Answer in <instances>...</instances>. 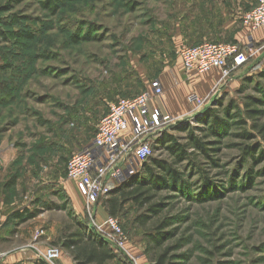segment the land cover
Segmentation results:
<instances>
[{"label": "rangeland", "instance_id": "374dc122", "mask_svg": "<svg viewBox=\"0 0 264 264\" xmlns=\"http://www.w3.org/2000/svg\"><path fill=\"white\" fill-rule=\"evenodd\" d=\"M40 1L0 0V264H15L17 254L33 259L31 246L63 252L64 228L94 230L86 199L71 194L69 159L91 143L112 103L149 91L158 76L181 68L177 60L184 22L177 0H55L57 15L44 10ZM236 20L232 30L218 31L210 41L237 42L248 53L252 45L248 63L228 85L193 91L203 101L200 108L190 102L189 92L184 110L167 106L166 111L179 120L167 132L182 143L189 132L180 129L190 128L201 137L208 126L198 121L212 111L227 122V131L210 139L209 148L215 150L194 152L192 163L174 165L154 142L152 157L172 164L183 185L157 190L152 204L161 205L160 213L128 203L118 216L138 264H154L151 258L160 253L167 254V264H264V134L254 129L264 126V106L251 107L263 109L254 120L246 114L247 103L264 100V49L258 54L260 46L247 37L256 30ZM26 32L33 40L22 36ZM182 69L180 75L192 76ZM231 104L238 114L226 112ZM238 119L246 126L229 127ZM244 131L250 139L241 137ZM246 146L258 147L257 160H243ZM145 175L141 167L122 184L132 185ZM14 178L16 185L8 187ZM25 202L40 212L42 226L34 228L24 252L18 248L23 241L18 228L32 227L35 221L17 223L13 214ZM99 205L102 224L109 214H104V202ZM142 216L149 218L146 226L137 221ZM167 219L173 224L164 229V243L155 250L149 243L157 224ZM43 225L50 227L52 237Z\"/></svg>", "mask_w": 264, "mask_h": 264}, {"label": "built area", "instance_id": "2783aa9c", "mask_svg": "<svg viewBox=\"0 0 264 264\" xmlns=\"http://www.w3.org/2000/svg\"><path fill=\"white\" fill-rule=\"evenodd\" d=\"M256 7L244 14L242 21L253 30L264 29V0H256ZM240 43L206 42L183 47L178 55L184 69L191 74L221 72L220 86L229 84L236 70L244 67L252 57ZM256 52H254L255 54ZM165 89L159 80L149 91L112 103L108 113L97 124L93 140L74 153L66 166L67 177L86 199V211L97 234L101 235L115 252L123 253L133 264H138L128 248V237L119 218L109 216L104 223L97 219L96 207L108 199L127 179L140 172L152 155L153 144L164 132L179 123L167 111ZM195 109L202 99L189 97ZM28 201V200H27ZM36 260L57 264L61 249L48 247L41 250L31 246Z\"/></svg>", "mask_w": 264, "mask_h": 264}, {"label": "trees", "instance_id": "16d2710c", "mask_svg": "<svg viewBox=\"0 0 264 264\" xmlns=\"http://www.w3.org/2000/svg\"><path fill=\"white\" fill-rule=\"evenodd\" d=\"M40 3L42 8L46 11H49L51 15H57L60 10V6L55 0H42L40 1ZM15 22L18 21L16 20ZM24 35L29 40H33L31 32L22 34V36ZM18 36H20V34H18ZM81 39L85 40L87 38L84 37ZM257 104L264 106V100H256L253 103L246 104V114L251 120H254L263 113V109L251 108ZM234 111L236 114L239 113V109L234 104H231L226 109V112L229 115H231L230 113ZM217 116V113L215 111H212L208 113V116L204 117L205 120L198 121L199 123H203L204 125L208 126V128H206V130L204 131V135H202L201 137L195 135L194 131L190 130V128H181V132H189L187 137L184 139L185 142L182 143L181 139H179L177 136H174L168 132H164L160 137L157 138L155 144L160 145L162 149L170 156V158L174 160V165H178L183 162L192 163V156H194V152L200 151L207 154V152L216 149L209 148L212 143L210 139L212 137L221 136L222 129L226 130L228 125L223 118L221 119ZM240 117L241 116H239V118ZM230 126H239L241 128V126L245 127L246 124L245 122H243V120L238 119L236 121H233L229 125V127ZM254 127L255 130H258L261 134H264V126H261L260 128L258 126ZM240 135L241 137L243 136L244 139L251 138L249 132L247 131H244L243 134ZM257 151V146H246L245 148H243V160L246 161L247 158H253L257 160ZM260 153L262 156H264V150H261ZM142 167L146 171V175L143 177L144 179H137L132 183V185L125 186V184H122L127 188H122L123 186L120 185L111 194V196L104 201V204L106 203V207L108 208L110 216L118 218V216L122 213L124 207L128 203H133L141 209L148 206L151 212L160 213L161 210L159 208H161V205L152 204L157 190L163 187L169 188L170 186L178 187L183 185L181 175L177 170L174 169V166L167 161L153 158L151 155ZM155 167L160 169L162 172L158 173ZM15 185L16 178H14L10 182V184H8V187L11 188ZM114 193L115 196H113ZM39 213L40 212H38L37 210L30 211L27 209L24 212H15L13 215L19 223L23 224L32 219H35L39 215ZM148 219L149 218L147 216H142V218H138L137 221H141L140 224L146 226L149 223ZM172 224L173 222L169 219L163 221L160 224H157L155 228L157 234L156 236H153L151 238L152 240L149 245H151L155 250L162 247L165 240L164 238L166 236L164 229ZM60 239L63 249L70 252L76 264H108L115 259L127 264H133L128 259L127 261H125V257H123L121 253L115 252L111 245L101 235L97 234L92 228L91 231H89V229L85 231V229L82 228H79L75 231H68V227L64 228ZM166 257V253H160L159 255H156L151 259L152 261H154V264H167ZM35 264L46 263L41 260H36Z\"/></svg>", "mask_w": 264, "mask_h": 264}, {"label": "crops", "instance_id": "0c3cea01", "mask_svg": "<svg viewBox=\"0 0 264 264\" xmlns=\"http://www.w3.org/2000/svg\"><path fill=\"white\" fill-rule=\"evenodd\" d=\"M255 4H257L256 0H177L178 15L181 14V18H179V20H182L184 22V31L181 34L182 38L179 43L182 46L180 47H191L195 44L200 45L206 42H213L210 40H215L218 38V31H220L221 34V32L225 33L227 30H232L234 28V23L237 22L236 19L242 21L244 14L247 13L250 9H252ZM249 35V42L253 44L255 42L257 46L259 45L260 47L257 52L258 54L261 53L264 49V29L256 30L255 32L248 34L247 37ZM180 47L178 48L180 49ZM163 57L164 59L167 58L165 54L163 55ZM177 63L181 67L179 70H183V65H180L181 61L179 60V58L177 60ZM179 70H172L173 72H169V75H160L157 77L165 88L166 104L169 109L173 111H177V109L181 110L186 107L185 105L189 92L200 91V87L202 86H206L208 88H210L211 86L214 87L216 84L219 83L221 79V72L219 70H213V72L208 74H191L192 76H184L185 74L183 75L182 71H180V75ZM185 77H187L188 79H185ZM173 83H175V85H173ZM193 94L198 93L193 92ZM65 187H62L63 191L68 195V189ZM70 189L72 196L79 199L83 198L82 195L79 193L75 183L71 182ZM41 194L43 193L41 192ZM39 199H42V196ZM29 203L25 202L23 203V205L18 206L15 209L14 213L18 211V209H21V211H25L27 209L31 210V206L29 205ZM39 203L41 204V202ZM34 206L38 207V205L36 204ZM42 210L45 211L44 208H42ZM65 210H68V207ZM79 212L80 211H76V214L81 218L82 214H80ZM44 214H49V211H45ZM104 214H109L108 208L106 207V203L104 204ZM109 216L110 214L108 215V217ZM39 217L40 215L34 219L35 222L32 227L28 226V224H23L18 228L23 229V241L22 244H19L18 246V248L20 247V249L23 248V251L25 247L29 246L28 243L30 242L31 234L35 230L34 228H37L36 226H42ZM100 217H103V213H101L100 215V212L98 213L97 211V219L99 223L101 222ZM16 222L18 223L17 220ZM44 228L46 229L44 232L49 233L48 236L52 237L53 234L50 230V227L44 226ZM46 248L48 247H42L41 250H45ZM33 259L35 261H31ZM33 259L28 260L24 257L23 254H17L14 262L12 263L35 264V256ZM57 264L76 263L73 260L72 255L68 256V251L63 249V252L61 250V258L57 262ZM108 264H124V262L115 259L109 262Z\"/></svg>", "mask_w": 264, "mask_h": 264}]
</instances>
